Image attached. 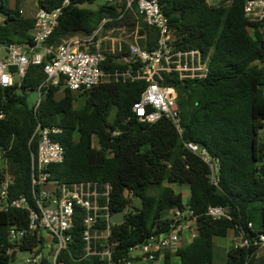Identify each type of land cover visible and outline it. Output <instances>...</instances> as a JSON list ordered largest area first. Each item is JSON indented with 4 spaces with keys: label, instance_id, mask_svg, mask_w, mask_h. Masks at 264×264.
Listing matches in <instances>:
<instances>
[{
    "label": "trees",
    "instance_id": "1",
    "mask_svg": "<svg viewBox=\"0 0 264 264\" xmlns=\"http://www.w3.org/2000/svg\"><path fill=\"white\" fill-rule=\"evenodd\" d=\"M20 1L0 0V46L31 41L34 19L23 16ZM61 1L37 0V5L52 10ZM93 1L69 0L46 45L56 47L73 36L90 37L107 20L103 31L137 28V44L147 51L155 49L157 31L142 22L135 6L131 11H124L123 5L89 8ZM246 1L158 0L174 47L197 50L206 60L202 78L179 80L173 73L163 75L161 84L173 86L177 93L181 135L168 120L142 123L133 114L132 105L145 87L142 80L119 77L74 93L60 86H43L42 68L31 65L19 83L0 86V157L16 177L8 188L7 202L22 196L37 211L31 184L37 144L33 134L37 125L56 127L60 132L52 139L62 146L64 159L43 172L57 184L95 182L111 187L110 212H124L123 222L111 225L114 261L126 257L130 248L150 235L167 232L168 211L184 206L196 217L197 235L176 251L180 264H213V239L229 231L250 242L264 235V19L254 22L245 17ZM104 54L101 68L106 72H132L138 66L118 61L128 55L124 43L114 54ZM39 87L38 103L29 105L28 93ZM186 142L199 145L218 160L217 186L208 182L207 166L186 149ZM4 171L0 168V181ZM172 184L187 185L186 201L171 189ZM127 194L139 200L137 208L131 207L132 199L124 198ZM252 203L262 205L259 230L247 217ZM210 206L223 207L227 217L206 216ZM28 222L27 210L11 206L0 210V264L14 261L6 254L11 247L9 229H25ZM69 234L71 242L60 260L106 264L96 256H83L78 208ZM43 242L42 233L35 231L19 251L41 247ZM257 250L253 245L232 247L224 264H253Z\"/></svg>",
    "mask_w": 264,
    "mask_h": 264
},
{
    "label": "built area",
    "instance_id": "2",
    "mask_svg": "<svg viewBox=\"0 0 264 264\" xmlns=\"http://www.w3.org/2000/svg\"><path fill=\"white\" fill-rule=\"evenodd\" d=\"M107 5H123L124 11L133 6L142 17V22L157 31L155 49L147 51L137 44V28L130 42L122 41L127 47V56L118 61L122 64H138L137 68L124 73L106 72L101 68L105 53L114 54L113 47L106 51L97 38L103 32L104 20L90 37L73 36L64 39L56 47L46 45V41L58 23L61 8L69 3L62 0L61 6L52 10L38 8L34 15L32 38L30 42L0 46V86L8 87L19 83L29 66H40L46 78L43 86H60L72 92L82 93L100 84L117 81L119 77L142 80L145 87L138 101L133 103L132 112L142 123H154L159 119L168 120L181 135L184 128L177 106V93L173 86L162 85L164 74L173 73L179 80L199 79L205 76L206 60L197 50L180 51L173 45V37L167 18L161 12L158 0H102ZM244 15L250 21L264 19V0H247ZM109 33V32H107ZM106 38V37H105ZM117 48L120 50L121 44ZM60 83V84H59ZM38 103L40 87L38 88ZM2 118V114H0ZM60 132L56 127L37 125L36 151L31 160L32 189L37 211L30 209L22 196L7 202L8 188L15 182V173L5 161V171L0 181V210L7 206L29 211V222L25 229L10 228L8 238L11 244L7 255L19 251L28 234L40 231L44 242L26 251L25 264H66L60 255L67 251L71 242L69 234L74 223L75 209H80L82 224L81 239L83 256H96L106 264H170L169 254L176 255L179 249L180 233L188 232L193 240L197 235L196 217L188 206L168 211L171 220L167 232L150 235L143 242L129 249L126 257L114 261L113 246L110 242L111 225L109 210L111 187L108 184L81 182L57 184L48 180L44 169L59 164L64 159L62 146L52 137ZM186 149L196 155L208 168V182L217 186L219 181V162L199 145L186 142ZM132 199V194L124 196ZM124 214V212H123ZM206 216L213 220L227 217L226 210L220 206H210ZM102 221V223H101ZM248 227L251 224L248 223ZM44 232L48 238H45ZM253 245L258 249L264 246V235L250 242L242 235L235 237L233 248ZM46 246L47 253L43 252ZM259 264V263H253Z\"/></svg>",
    "mask_w": 264,
    "mask_h": 264
},
{
    "label": "rangeland",
    "instance_id": "3",
    "mask_svg": "<svg viewBox=\"0 0 264 264\" xmlns=\"http://www.w3.org/2000/svg\"><path fill=\"white\" fill-rule=\"evenodd\" d=\"M208 2L210 4H217L218 0H208ZM103 4H104V2L102 0H94L93 3H91L87 6L89 8H95L96 6L103 5ZM19 6L22 9L23 16H25V17H33L38 10L37 0H21L19 3ZM107 32H109V33H107ZM134 35H135V30L129 31L126 27H121V28L109 29V30L103 32L102 34H100L99 36H97V38L100 39V43L106 51H108L109 47L112 46L113 51L116 52L117 48L119 46V43H122V41L130 42L133 39ZM74 93H76V92H74ZM38 97H39V95H38L37 90L30 91L28 93V104L29 105L34 104L38 100ZM81 102H82V100L79 99V103H81ZM2 167L5 170V163L2 160V158L0 157V168H2ZM183 187L185 190L183 196L186 197V195L188 194V187H187V185H183ZM133 201H132L133 205H131V207L134 206L133 208H137L136 203H139V202L138 201L133 202ZM261 206L262 205L260 203H252V204H249L248 208H247V217H249L250 220H252V222L254 223V226L256 228L260 227V209H261ZM44 236H45V238H48V235L45 232H44ZM215 241H216L215 244H217L218 241H220L221 243H224L225 248H227L230 245L229 239H227V238H215ZM43 252L44 253L48 252V249L46 248V246L43 248ZM225 254L226 253L223 251L220 255L214 256L213 264H224ZM28 256L29 255L27 252L18 251L16 253V256H15L12 264H25L24 259Z\"/></svg>",
    "mask_w": 264,
    "mask_h": 264
},
{
    "label": "crops",
    "instance_id": "4",
    "mask_svg": "<svg viewBox=\"0 0 264 264\" xmlns=\"http://www.w3.org/2000/svg\"><path fill=\"white\" fill-rule=\"evenodd\" d=\"M0 20H1V17H0ZM169 186L171 187V189L175 193H180L182 195V198H183L184 201H186L188 199L189 191H188V194L186 195V197L183 196V194L185 192L183 185L172 184V185H169ZM132 200H134L135 202L136 201L139 202V200L137 198L132 199ZM136 204H137V207H138L139 203H136ZM252 225H253L254 230H259L260 229V227L256 228L254 226L253 222H252ZM235 237L236 236H235V234L232 231H229L225 237H216V238H227V239H229L230 245L227 248H225L224 243H221L220 241H218V243L215 244L216 241H215V238H214L213 239V259H214V256L220 255L223 251L225 253H227V251L230 248H232ZM191 241H192V239L190 238V235H189L188 232H184V231L181 232L180 233L179 248L188 245L189 243H191ZM168 257H169L168 261H169L170 264H180V258L177 255L169 254ZM225 257H226V254H225ZM224 261H225V258H224ZM254 262L255 263H259V264H264V246L260 247L257 250V252H256V254L254 256Z\"/></svg>",
    "mask_w": 264,
    "mask_h": 264
},
{
    "label": "water",
    "instance_id": "5",
    "mask_svg": "<svg viewBox=\"0 0 264 264\" xmlns=\"http://www.w3.org/2000/svg\"><path fill=\"white\" fill-rule=\"evenodd\" d=\"M110 222L113 224H121L124 220V214L122 211L112 213L109 218ZM14 253L11 255V259H13Z\"/></svg>",
    "mask_w": 264,
    "mask_h": 264
}]
</instances>
